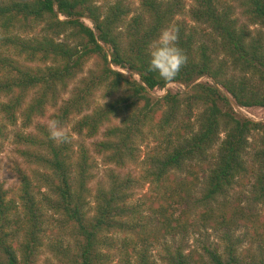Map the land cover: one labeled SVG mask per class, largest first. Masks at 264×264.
Returning a JSON list of instances; mask_svg holds the SVG:
<instances>
[{
    "label": "trees",
    "instance_id": "obj_1",
    "mask_svg": "<svg viewBox=\"0 0 264 264\" xmlns=\"http://www.w3.org/2000/svg\"><path fill=\"white\" fill-rule=\"evenodd\" d=\"M238 1L248 24L226 0H0V148L15 130L24 164L14 188L0 184V264H38L45 248L64 264H108L112 248L116 264H155L156 243L165 264H246L240 241L197 254L174 240L198 206L220 222L210 205L237 181L264 200V120L234 106L264 107V35L249 28L264 29V0ZM166 28L187 57L170 82L149 70ZM171 82L185 89L151 93ZM48 110L70 142L30 129ZM98 163L107 181L93 188ZM145 184L147 207L132 201ZM53 222L68 239L47 240Z\"/></svg>",
    "mask_w": 264,
    "mask_h": 264
},
{
    "label": "rangeland",
    "instance_id": "obj_2",
    "mask_svg": "<svg viewBox=\"0 0 264 264\" xmlns=\"http://www.w3.org/2000/svg\"><path fill=\"white\" fill-rule=\"evenodd\" d=\"M187 6L190 4V0H185ZM226 2L231 3L234 6V15L238 18L240 23L248 24V21L242 14V6L238 0H226ZM134 6H137L138 0H133ZM84 22L92 26L91 22L87 19H84ZM249 28L253 31L254 34H257L258 31L264 35V29L257 25H250ZM93 67V61L89 60L84 68V73L86 74L87 70ZM113 68L118 69L126 74H131L128 69H123L118 66H113ZM135 76L134 74H132ZM200 81L209 80L207 77L203 76L199 78ZM185 87L179 83H168L164 88L159 89L155 88L151 91L153 95H163L167 91H182ZM67 93L64 94V96ZM95 100L99 103L103 101H108L109 98L101 97L100 92L96 93ZM235 106V111L242 116L248 117L254 121H263L264 120V107L254 106V107H241L238 105ZM51 110H48L43 117L37 118L34 120V123L30 129H35L36 124H48L50 121L49 115ZM67 131H69V126H64ZM14 129H21V124L18 123ZM11 130V129H10ZM9 130V136L6 140L2 142L0 148V184L5 188H14L17 185V172L16 165L23 167L24 164L20 159L17 153L18 145L13 142L14 131ZM29 130V129H27ZM255 137V136H254ZM254 137L250 138L253 139ZM74 139L79 141L80 138L74 135ZM85 140L86 144H89L90 141ZM147 146L142 145V156L144 155ZM107 167L98 163L97 167L94 169V179L92 180V187L99 183H106L105 171ZM125 170H131L138 172V166L127 167ZM253 180L244 181V183H239L237 181L232 188L225 194L218 197L217 202L212 203L210 206L217 209V215L219 216L220 222H214L212 220L203 221L199 214L203 210L201 206H198L193 211L190 221L194 223L188 230V232L183 235H176L174 240L180 242L186 248V251L195 250L197 254H202V246L204 244H212L218 246L220 249L224 247L226 242H229V239L232 241L238 242V252L241 259L246 264H254L261 259H264V200H257L252 189ZM152 188L145 184L142 188L135 190L133 194L132 201L142 202L145 201V207L149 206L150 200L153 197ZM151 195V196H150ZM186 208L185 205H183ZM224 218V219H223ZM223 219V221H222ZM231 222H230V220ZM233 222V223H232ZM218 223V224H216ZM216 224V225H214ZM236 224V225H234ZM230 227V228H229ZM57 223H51L50 229H48V238L47 240L57 239L60 236H64L68 239V235L63 234L60 231ZM63 237V238H64ZM66 239L64 244L67 243ZM171 241V240H170ZM173 241V240H172ZM106 253L112 255L111 261L108 264H116L118 262L119 253L115 248L110 250H104ZM151 255L155 260V264H165V262L160 258L162 255V249L160 244H154L151 247ZM38 264H64L61 260H58L53 256V253L48 249H43L42 253L38 257Z\"/></svg>",
    "mask_w": 264,
    "mask_h": 264
},
{
    "label": "clouds",
    "instance_id": "obj_3",
    "mask_svg": "<svg viewBox=\"0 0 264 264\" xmlns=\"http://www.w3.org/2000/svg\"><path fill=\"white\" fill-rule=\"evenodd\" d=\"M178 31L166 28L161 31L157 40L149 46V70L159 74L166 81H172L186 64L187 57L177 46ZM49 138L57 144L70 142V136L65 128L56 120L47 124Z\"/></svg>",
    "mask_w": 264,
    "mask_h": 264
}]
</instances>
